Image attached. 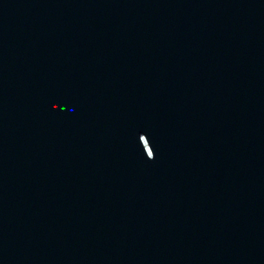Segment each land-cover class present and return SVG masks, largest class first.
<instances>
[{
    "label": "water",
    "instance_id": "1",
    "mask_svg": "<svg viewBox=\"0 0 264 264\" xmlns=\"http://www.w3.org/2000/svg\"><path fill=\"white\" fill-rule=\"evenodd\" d=\"M0 264H264V0H0Z\"/></svg>",
    "mask_w": 264,
    "mask_h": 264
}]
</instances>
